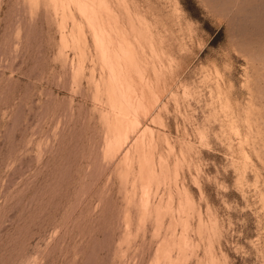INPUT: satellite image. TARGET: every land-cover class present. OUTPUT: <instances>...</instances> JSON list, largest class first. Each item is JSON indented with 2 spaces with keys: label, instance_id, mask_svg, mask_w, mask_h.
<instances>
[{
  "label": "rangeland",
  "instance_id": "1",
  "mask_svg": "<svg viewBox=\"0 0 264 264\" xmlns=\"http://www.w3.org/2000/svg\"><path fill=\"white\" fill-rule=\"evenodd\" d=\"M0 264H264V0H0Z\"/></svg>",
  "mask_w": 264,
  "mask_h": 264
}]
</instances>
